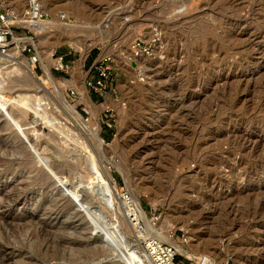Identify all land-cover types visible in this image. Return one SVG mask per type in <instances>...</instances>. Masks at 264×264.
Listing matches in <instances>:
<instances>
[{
    "label": "rangeland",
    "instance_id": "1",
    "mask_svg": "<svg viewBox=\"0 0 264 264\" xmlns=\"http://www.w3.org/2000/svg\"><path fill=\"white\" fill-rule=\"evenodd\" d=\"M32 1L0 0L19 13L13 35L0 22V247L9 263L20 258L16 236L28 242L36 230L79 239L54 264H151L119 204L132 190L151 223L175 227L164 241L178 262L204 253L264 264V0H35L47 17L38 31L25 23ZM156 26L161 49L130 60L131 43ZM29 38L39 63L23 51ZM53 52L69 73L53 69ZM104 55L115 92L100 96L85 78ZM22 60L36 80L13 72ZM110 118L112 128L102 121ZM104 236L118 253L103 251ZM75 246L101 253L76 258Z\"/></svg>",
    "mask_w": 264,
    "mask_h": 264
},
{
    "label": "bare ground",
    "instance_id": "2",
    "mask_svg": "<svg viewBox=\"0 0 264 264\" xmlns=\"http://www.w3.org/2000/svg\"><path fill=\"white\" fill-rule=\"evenodd\" d=\"M72 3V2H71ZM70 4V2H69ZM74 4V3H73ZM71 5V4H70ZM73 7V6H72ZM77 15H79V13H76ZM83 14V13H82ZM20 20V19H19ZM195 21V20H194ZM25 23H27L29 26H31L35 31H38L40 30V26L37 24V23H32L31 20H26ZM0 30H2L1 26H0ZM26 41H29V42H32V40L29 38V39H26ZM20 54V51H17L15 53V55H13L12 57L16 56L18 58ZM51 58V56H50ZM49 58V59H50ZM45 61V60H44ZM17 63L20 65L18 67H15V70H13V72L15 73H19L20 75L22 74H27V76H31L33 77V80L35 79L36 80V75L32 72V69L30 67L29 64H27V61L25 60H22V62H18ZM22 66V67H21ZM48 70V69H47ZM32 74V75H31ZM52 77V76H51ZM29 78V77H28ZM26 76L23 78H21L19 80V82L21 83L22 86L24 85H27L28 82L25 81ZM32 79V78H31ZM50 79V78H49ZM53 79V78H52ZM51 80V79H50ZM30 83V81H29ZM33 83V82H32ZM65 84H75V81L74 80H71V81H65ZM20 85V86H21ZM35 85V84H34ZM19 89V88H18ZM25 91H26V88H25ZM2 94V93H1ZM21 94V93H20ZM19 94V97H22L20 96ZM82 94V92H81ZM24 95V94H23ZM9 96V95H8ZM26 97V95L24 96ZM86 97V98H85ZM84 97V100L88 103V104H91L87 94L86 96ZM1 98V97H0ZM17 98V97H16ZM32 101L36 100V101H41L40 97L39 96H30L29 97ZM9 99V98H7ZM10 99H11V96H10ZM23 99V98H22ZM63 105L65 107V111L67 112V114L70 115V117H72L73 119H78V120H81V117L80 115L77 113L76 109L74 108V106H71L66 100H63ZM37 112H40L38 111L39 108H36ZM64 110V109H63ZM99 120V117H97L96 121ZM98 122V121H97ZM82 123V122H81ZM175 127V126H174ZM91 130V129H90ZM93 131V130H92ZM96 131V142L99 144V145H103V141L100 139L99 137V131H100V128L98 126V128L95 130ZM34 132V131H33ZM94 132V131H93ZM94 135H95V132H94ZM238 141V140H237ZM101 147V146H100ZM57 152V151H56ZM60 155V154H59ZM61 156V155H60ZM63 156V155H62ZM59 157V156H58ZM60 158V157H59ZM62 158V157H61ZM52 164V163H51ZM54 164V163H53ZM48 165V166H47ZM46 165V168L50 167V164H47ZM57 169V167H56ZM60 169V168H59ZM54 170V169H53ZM52 171V170H51ZM51 173V172H50ZM54 173V172H53ZM107 178L109 179L110 178V174L107 173ZM62 180V179H61ZM64 180V178H63ZM106 186L108 187L109 189V181H106ZM110 189H111V186H110ZM109 189V190H110ZM113 189V188H112ZM213 193V192H212ZM118 197V196H117ZM116 197V198H117ZM121 200H119V204L120 203H123L125 204L127 207L126 208V211L127 213L124 214V218H125V223L127 225V227L129 228V230L132 232V233H142V235L144 234V245H143V251H144V256L147 260V262L151 263V264H156L152 254L147 250L146 246H145V243L147 242V239L149 237H152V236H155L157 238H159L162 242H166L164 240L168 239V234H169V231L171 230L172 228V224L171 222H169L167 219L166 222H164V229L165 231H161L163 229V227H156L155 224L151 223L150 220L148 219V216L146 215V213L142 210V207L140 205V202L138 200V197L137 195L132 192V190H130V195H122L121 194ZM211 202V201H210ZM121 211H122V205L118 206ZM124 211V210H123ZM149 220V221H148ZM141 222H143L144 224V227H142V224ZM167 224V227L165 228ZM125 225V226H126ZM163 226V225H162ZM3 231V230H2ZM16 231V230H15ZM22 232V231H21ZM25 232V231H24ZM28 234V233H27ZM30 235H31V239L28 241V242H24L23 241V233L22 234H19L16 236V242L18 243V245L16 246L17 248L19 247V250L18 252H20V256H18L19 259H16L17 261L14 263V259H13V262L9 263V261L11 260L10 257L6 256L2 250H1V247H0V264H42V262H44L45 264H54L56 262H58L59 260L61 259H64L65 260V255L62 254L59 250L60 248L66 244V243H70V244H80V241L78 238L76 237H71L69 236L68 234H61V235H49L48 234H44V233H40V232H37L36 230H31L30 232ZM141 235V236H142ZM24 236H25V233H24ZM4 237V235H3ZM0 238L2 239V236L0 235ZM0 239V240H1ZM26 239V238H25ZM6 240V239H5ZM8 240V238H7ZM11 242V240H10ZM166 243H169V242H166ZM16 244V243H14ZM171 245H175L174 243H169ZM76 247V246H75ZM104 248V252H109V253H118L117 251V247L114 246L113 244L108 246V247H105L103 246ZM74 248V247H73ZM77 248V247H76ZM105 248H107V250H105ZM177 248V247H176ZM72 250V249H70ZM119 250V249H118ZM63 251V250H62ZM96 250H93L92 248L91 249H86V250H83V249H80V248H77L75 249V252L72 253V256L76 257V258H80V257H86L88 258V255L90 254H94ZM27 254L28 258H25L23 256V254ZM99 252H100V249H99ZM98 252V253H99ZM65 253V252H64ZM98 253H95V254H98ZM101 253V252H100ZM94 254V255H95ZM112 254V255H113ZM198 255L200 257H202L203 260H201L199 263L200 264H219L217 262H215L211 257H209V255H206L204 253H198ZM134 255H131V257H133ZM196 259H198L199 257H195ZM194 258V259H195ZM68 260V259H67ZM43 263V264H44ZM136 264V263H135Z\"/></svg>",
    "mask_w": 264,
    "mask_h": 264
},
{
    "label": "built area",
    "instance_id": "3",
    "mask_svg": "<svg viewBox=\"0 0 264 264\" xmlns=\"http://www.w3.org/2000/svg\"><path fill=\"white\" fill-rule=\"evenodd\" d=\"M18 15V10L15 7L9 5H5L0 10V22L4 26L3 34L5 36L9 34L13 35L12 26L13 23L16 21ZM24 15L26 16V18L31 20L32 23H38L42 20L47 19L46 14L42 11V8L40 7V4L35 0L32 1L30 7L24 11ZM32 33L34 34V32ZM29 37H33V35ZM162 38V30H160V28H158L157 26L153 28L151 36L149 38H136L131 43L130 60L137 61V58H151L155 56L156 52L161 49V44L163 42ZM32 50H34L32 62L34 64L41 62L39 52L37 51L36 46L32 42H26L24 44L23 51L31 52ZM3 52H5L4 48ZM52 57L54 60L52 67L56 72L69 73L70 65L66 62L64 54L57 55L55 54V52H53ZM112 63V55H104L95 62L93 73L96 74H87L85 78L86 86L88 89L91 90V92L100 96H103L107 92H115L112 75ZM71 92L74 93L73 90H71ZM106 111L110 112L112 111V109L108 108ZM102 121L106 127L112 128L114 126L115 119H102ZM152 219L155 225L158 224L160 221V218L158 216L152 217ZM170 231L176 233L175 227L171 228ZM182 238L183 245H185V243H188V238L185 236L184 233L182 234ZM145 246L147 250L152 254L156 264H183L182 262L177 261V256L180 254L175 245L162 242L159 238L152 236L147 239ZM187 264L200 263L190 260Z\"/></svg>",
    "mask_w": 264,
    "mask_h": 264
},
{
    "label": "water",
    "instance_id": "4",
    "mask_svg": "<svg viewBox=\"0 0 264 264\" xmlns=\"http://www.w3.org/2000/svg\"><path fill=\"white\" fill-rule=\"evenodd\" d=\"M95 233H98V231H95ZM102 242L105 246H108L109 244H113L111 240H108L105 236L102 238Z\"/></svg>",
    "mask_w": 264,
    "mask_h": 264
}]
</instances>
